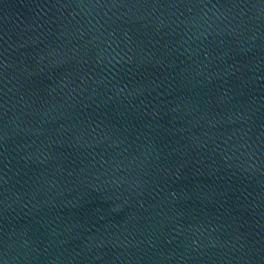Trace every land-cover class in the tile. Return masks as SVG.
Listing matches in <instances>:
<instances>
[{
    "label": "water",
    "instance_id": "obj_1",
    "mask_svg": "<svg viewBox=\"0 0 264 264\" xmlns=\"http://www.w3.org/2000/svg\"><path fill=\"white\" fill-rule=\"evenodd\" d=\"M0 264H264V0H0Z\"/></svg>",
    "mask_w": 264,
    "mask_h": 264
}]
</instances>
